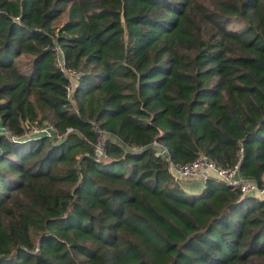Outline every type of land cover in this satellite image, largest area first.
<instances>
[{"label":"trees","instance_id":"trees-1","mask_svg":"<svg viewBox=\"0 0 264 264\" xmlns=\"http://www.w3.org/2000/svg\"><path fill=\"white\" fill-rule=\"evenodd\" d=\"M0 123V264H264V198L169 167L262 184L264 0H0Z\"/></svg>","mask_w":264,"mask_h":264},{"label":"built area","instance_id":"built-area-1","mask_svg":"<svg viewBox=\"0 0 264 264\" xmlns=\"http://www.w3.org/2000/svg\"><path fill=\"white\" fill-rule=\"evenodd\" d=\"M54 62L56 67L61 71L67 78L66 93L67 98L71 99L73 97L77 81L81 77L78 70L69 68L65 64L64 55L61 47L58 44H54L52 47ZM93 123L94 131L97 134V142L94 146V154L97 158L101 156L103 147V136L104 133ZM72 129L68 128L67 133L71 132ZM2 133V132H0ZM7 133V131H5ZM48 137L50 139H60L62 133H60L55 126L50 122H43L39 126H31L27 131L24 132L22 137ZM154 147L157 149V153L167 156L166 150L157 142H153ZM240 160H237L232 167L220 168L214 163L209 161L204 154H200L193 161L184 165H173L171 162L169 164L173 182L179 184L182 181L190 179H207L208 177L216 178L223 181L229 185L236 186L242 195H255L258 197H264V181L259 184L258 181L251 177H243L239 172Z\"/></svg>","mask_w":264,"mask_h":264},{"label":"crops","instance_id":"crops-1","mask_svg":"<svg viewBox=\"0 0 264 264\" xmlns=\"http://www.w3.org/2000/svg\"><path fill=\"white\" fill-rule=\"evenodd\" d=\"M262 180L264 181V175ZM179 186L184 189L187 192L190 193H199L204 186V180L203 179H190L185 180L179 183Z\"/></svg>","mask_w":264,"mask_h":264},{"label":"rangeland","instance_id":"rangeland-1","mask_svg":"<svg viewBox=\"0 0 264 264\" xmlns=\"http://www.w3.org/2000/svg\"><path fill=\"white\" fill-rule=\"evenodd\" d=\"M6 129L2 126V124L0 123V132L5 133ZM264 198V197H263Z\"/></svg>","mask_w":264,"mask_h":264}]
</instances>
